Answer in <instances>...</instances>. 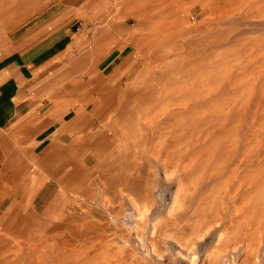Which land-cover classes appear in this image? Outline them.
I'll use <instances>...</instances> for the list:
<instances>
[{"label": "rangeland", "instance_id": "rangeland-1", "mask_svg": "<svg viewBox=\"0 0 264 264\" xmlns=\"http://www.w3.org/2000/svg\"><path fill=\"white\" fill-rule=\"evenodd\" d=\"M81 5L66 120L0 123V264H264V0Z\"/></svg>", "mask_w": 264, "mask_h": 264}, {"label": "crops", "instance_id": "crops-1", "mask_svg": "<svg viewBox=\"0 0 264 264\" xmlns=\"http://www.w3.org/2000/svg\"><path fill=\"white\" fill-rule=\"evenodd\" d=\"M81 3L82 0H0V123L20 122V128L24 122L52 121V115H59L61 122L66 120L72 99L61 103V112L51 117H39L34 108L42 105L41 92L74 89L75 80L69 78L81 61L73 60L78 45L72 25L81 14ZM90 83L84 82L88 86ZM87 114L81 117L83 122ZM16 185L18 180L8 177L0 184V193L6 186Z\"/></svg>", "mask_w": 264, "mask_h": 264}, {"label": "bare ground", "instance_id": "bare-ground-1", "mask_svg": "<svg viewBox=\"0 0 264 264\" xmlns=\"http://www.w3.org/2000/svg\"><path fill=\"white\" fill-rule=\"evenodd\" d=\"M50 176V175H49Z\"/></svg>", "mask_w": 264, "mask_h": 264}]
</instances>
